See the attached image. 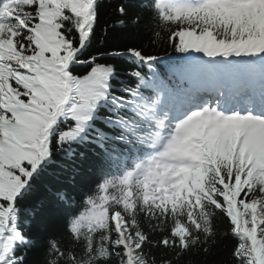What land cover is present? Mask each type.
I'll return each mask as SVG.
<instances>
[{
    "label": "snow or ice",
    "instance_id": "obj_1",
    "mask_svg": "<svg viewBox=\"0 0 264 264\" xmlns=\"http://www.w3.org/2000/svg\"><path fill=\"white\" fill-rule=\"evenodd\" d=\"M107 2L0 0V264H264V0Z\"/></svg>",
    "mask_w": 264,
    "mask_h": 264
},
{
    "label": "trees",
    "instance_id": "obj_2",
    "mask_svg": "<svg viewBox=\"0 0 264 264\" xmlns=\"http://www.w3.org/2000/svg\"><path fill=\"white\" fill-rule=\"evenodd\" d=\"M120 3V0H108L102 9L101 16V25L103 24L106 14L111 13V19L108 20V23L111 24L113 20L118 19V14L115 13V7ZM99 31V29H98ZM110 34L113 37L114 41H126V40H146V37L143 35L142 29H132V28H112L110 29ZM152 54L164 57L165 53L169 56L176 55L172 52L171 49L166 47L160 49H152L149 47L147 49ZM59 171V170H56ZM46 183H51L53 187L58 185L57 178L55 176L50 177ZM75 193L70 192V195ZM32 205L36 204L40 200L51 201V194L48 193L45 189L40 188L34 192V194L28 198ZM31 206V205H30ZM38 226L34 229V234L38 236H43L47 231L55 230L59 228V222L57 218L56 209L54 207L46 211L42 218L35 222ZM223 225L220 226L223 229ZM235 241L230 236H218L217 243L212 247L210 253L205 256L203 253H200L195 256H185L184 261L191 260L192 264H232L230 253ZM159 251V250H157ZM30 259L36 261L39 259L37 252H33L30 255ZM183 264V261L181 262Z\"/></svg>",
    "mask_w": 264,
    "mask_h": 264
}]
</instances>
